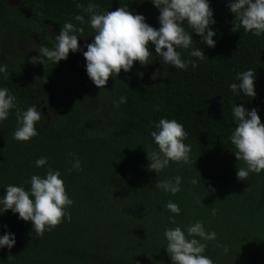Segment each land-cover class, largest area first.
I'll return each mask as SVG.
<instances>
[{
    "label": "trees",
    "instance_id": "1",
    "mask_svg": "<svg viewBox=\"0 0 264 264\" xmlns=\"http://www.w3.org/2000/svg\"><path fill=\"white\" fill-rule=\"evenodd\" d=\"M18 2L29 18L19 5L0 0V66L7 67L0 72V88L16 97L21 110L35 105L41 120L36 123L38 135L27 142L14 139L19 126L15 108L0 121V196L7 185L29 190L30 177H45L51 168L60 171L73 204L66 210L71 219L65 217L43 236L18 213L0 214V236L15 235L11 249L0 248V264H172L164 230L177 225L185 230L196 221L216 233V240L202 241L207 244L203 254L214 264H264V171L237 179L238 168L246 165L237 161L230 141L237 126L232 112L236 105L256 108L264 122V33L256 36L237 28L228 0H209L215 47L192 33L185 21L193 42L189 49H176L195 68L191 63L186 70L164 63L150 45V64L137 61L130 71L121 70L105 88H98V100H92L84 91L88 75L83 53L55 64L39 52L29 57L16 50V40L32 41L36 35L41 45L53 49L67 22L83 27V35L92 33L90 14L84 10L90 3L99 5V13L124 7L142 14L155 28L160 27L159 9L151 0ZM76 15L84 16L83 25ZM45 23L59 26L58 33L51 35ZM10 34L13 40L8 42ZM196 48L204 52L203 60L190 55ZM35 56L43 62L33 63ZM156 64V78L145 84L143 73ZM36 68L42 71L39 76L32 75ZM249 69L256 77L254 98L230 88L239 84L237 74ZM122 96L126 103H120ZM162 118L183 125L192 163L170 161L157 174L148 168L147 151H158L151 132ZM40 157H47V164L37 168ZM77 159L81 170L72 167ZM176 176L182 181L175 195L155 186ZM169 201L180 207L178 215L167 210Z\"/></svg>",
    "mask_w": 264,
    "mask_h": 264
},
{
    "label": "clouds",
    "instance_id": "2",
    "mask_svg": "<svg viewBox=\"0 0 264 264\" xmlns=\"http://www.w3.org/2000/svg\"><path fill=\"white\" fill-rule=\"evenodd\" d=\"M159 9V28H155L145 22L142 14H133L130 10L119 7L114 11L99 13V5L89 4L85 12L90 14V26L94 30V39L86 43V51L83 56L86 60V71L91 81L100 89L105 88L110 77H117L121 70L128 72L134 62L147 66L153 60V52L150 45L155 46V54L164 63L174 66L176 69L186 70L192 61H185L177 48L189 49L193 42L192 34H189L183 26L187 22L192 33L198 34L202 41L209 47H215V31L209 27L215 23L213 9L209 0H151ZM229 10L235 14L239 21L237 28L243 27L246 32L256 36L264 33V0H228ZM77 7H83L77 5ZM81 25L85 23L83 15L74 17ZM84 28H77L73 23H65L58 35L57 43L53 49L41 45L38 52L42 57L53 61L55 64L68 58L72 52L81 51L78 37L83 35ZM80 33L81 35H76ZM192 57L203 60L204 52L200 48L193 49ZM32 62H43L32 57ZM0 72H7L6 66H0ZM154 77V73H153ZM239 84L232 83L231 90L239 95L242 91L246 96L254 98L255 73L249 69L237 74ZM239 90V91H238ZM16 97L9 94V90L0 88V121L8 118L9 110L15 108L18 128L14 132V139L27 142L38 135L36 123L41 120V112L35 105L27 110L17 107ZM120 103H126V97H120ZM237 126L230 136L231 143L235 146L237 161H243L246 167H239L237 179L247 180L249 173L259 174L264 171V122L256 108L247 110L243 104L236 105L232 109ZM157 131H152L151 136L158 151H147V157L151 161L148 165L150 171L159 174L171 162L189 164L191 147L184 143L188 133L181 123L175 119L162 118L154 125ZM197 160V159H196ZM195 160V163H196ZM47 164V157H40L35 161L37 168ZM72 167L80 169L79 159L73 162ZM72 169H69L71 172ZM59 170L48 169L46 176L32 175L30 177V189L22 186L7 185L6 193L0 196V214L11 210L18 213L20 219L31 221L33 232L37 236H43L45 231H50L61 224L65 217L69 220L71 215L66 210L73 204L66 191L64 181L60 178ZM182 178L176 176L173 179H165L156 183V187L173 195L181 188ZM192 183H198L196 178ZM199 203V201H198ZM167 210L178 215L180 207L171 201L166 205ZM216 210L213 209V215ZM172 222L175 223L174 218ZM164 237L167 241L166 251L172 264H214L213 260L203 253L206 251L207 241L216 240L214 231H205L203 222L196 221L186 227L185 230L177 225L175 228H166ZM15 244V235L5 233L0 236V248L11 249ZM227 252L228 249L224 248Z\"/></svg>",
    "mask_w": 264,
    "mask_h": 264
},
{
    "label": "flooded vegetation",
    "instance_id": "3",
    "mask_svg": "<svg viewBox=\"0 0 264 264\" xmlns=\"http://www.w3.org/2000/svg\"><path fill=\"white\" fill-rule=\"evenodd\" d=\"M10 1L13 5H16V6L18 5L15 0H13V1L10 0ZM17 2H18V0H17ZM19 10L22 11L23 13H25L27 18L30 17V13H28L22 5H19ZM44 25L46 26V29L48 30V32L51 35H56L58 33L59 26H57L56 24L45 23ZM35 37H37V36L35 35ZM93 39H94V32L89 33V34H84V36L78 37V41H79V44H80V47L82 50L76 51V52H72L70 50L69 54L76 56L77 54L83 53V51L87 50V48L85 47L86 43L92 42ZM17 41L18 42H24L23 43L24 47L27 44L30 46L34 44V41H28L24 38H18ZM37 52H35L32 55L28 54L27 56L31 57V56L37 54ZM157 67H158L157 64L149 67L148 69H150V72H149L148 76H147V74L143 73L142 80L145 82V84L153 83L154 79L156 78L155 74H156ZM41 73H42V71L37 69V68L33 69V71H32V75H35V76H39ZM153 73H154V77H153ZM84 82H85L84 84L86 85V87L84 89L85 94H87V96L90 97V99H92V100H98V94H99L98 87L91 81V79L89 77L85 78Z\"/></svg>",
    "mask_w": 264,
    "mask_h": 264
},
{
    "label": "rangeland",
    "instance_id": "4",
    "mask_svg": "<svg viewBox=\"0 0 264 264\" xmlns=\"http://www.w3.org/2000/svg\"><path fill=\"white\" fill-rule=\"evenodd\" d=\"M15 1L19 5V2H17V0H15ZM7 40H8V42L12 41L13 40V35L10 34V36H8ZM32 41H34V44L33 45L30 46V45L27 44L24 47V45H23L24 42H18L16 40V42L14 43V47H15L16 50L19 49L22 53H26L27 55L28 54H31L32 55V54H34L35 52H37L39 50V48L41 47L40 44L42 43V40H39V37H34V39ZM149 72H150V69L147 68L144 73L147 74V76H148L149 75Z\"/></svg>",
    "mask_w": 264,
    "mask_h": 264
}]
</instances>
